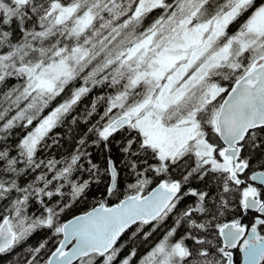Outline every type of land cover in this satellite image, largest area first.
Listing matches in <instances>:
<instances>
[{"label": "snow or ice", "instance_id": "6c2138e0", "mask_svg": "<svg viewBox=\"0 0 264 264\" xmlns=\"http://www.w3.org/2000/svg\"><path fill=\"white\" fill-rule=\"evenodd\" d=\"M264 264V0H0V264Z\"/></svg>", "mask_w": 264, "mask_h": 264}, {"label": "trees", "instance_id": "16d2710c", "mask_svg": "<svg viewBox=\"0 0 264 264\" xmlns=\"http://www.w3.org/2000/svg\"><path fill=\"white\" fill-rule=\"evenodd\" d=\"M237 260H238V264H239V261H240V256H239V254L237 255Z\"/></svg>", "mask_w": 264, "mask_h": 264}, {"label": "water", "instance_id": "95a60500", "mask_svg": "<svg viewBox=\"0 0 264 264\" xmlns=\"http://www.w3.org/2000/svg\"><path fill=\"white\" fill-rule=\"evenodd\" d=\"M239 264H242V257H241V259H240V263Z\"/></svg>", "mask_w": 264, "mask_h": 264}, {"label": "bare ground", "instance_id": "6f19581e", "mask_svg": "<svg viewBox=\"0 0 264 264\" xmlns=\"http://www.w3.org/2000/svg\"><path fill=\"white\" fill-rule=\"evenodd\" d=\"M238 258V257H237Z\"/></svg>", "mask_w": 264, "mask_h": 264}, {"label": "flooded vegetation", "instance_id": "af4514ba", "mask_svg": "<svg viewBox=\"0 0 264 264\" xmlns=\"http://www.w3.org/2000/svg\"><path fill=\"white\" fill-rule=\"evenodd\" d=\"M240 263V262H239Z\"/></svg>", "mask_w": 264, "mask_h": 264}]
</instances>
